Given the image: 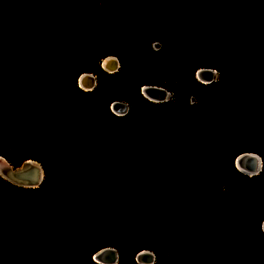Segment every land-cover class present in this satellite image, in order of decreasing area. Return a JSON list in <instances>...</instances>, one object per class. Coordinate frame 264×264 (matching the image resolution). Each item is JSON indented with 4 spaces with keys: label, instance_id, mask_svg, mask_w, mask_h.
<instances>
[{
    "label": "trees",
    "instance_id": "trees-1",
    "mask_svg": "<svg viewBox=\"0 0 264 264\" xmlns=\"http://www.w3.org/2000/svg\"><path fill=\"white\" fill-rule=\"evenodd\" d=\"M108 56L118 73L101 69ZM200 69L219 79L200 83ZM84 73L95 90L78 87ZM144 86L175 100L152 103ZM117 101L132 105L126 116ZM243 153L264 159V0H0V156L45 171L37 189L0 177V264H96L103 248L122 252L118 264L142 250L155 264H261L262 243L211 242L189 214L204 202L214 224L237 222L238 198L223 191L240 177L259 183L245 194L262 201L252 217L264 237V169L240 173ZM108 166L116 184L101 200Z\"/></svg>",
    "mask_w": 264,
    "mask_h": 264
},
{
    "label": "rangeland",
    "instance_id": "rangeland-1",
    "mask_svg": "<svg viewBox=\"0 0 264 264\" xmlns=\"http://www.w3.org/2000/svg\"><path fill=\"white\" fill-rule=\"evenodd\" d=\"M155 48H156V50H158L160 48V46L158 44H155ZM70 57L73 59H76L74 57V54H72V53L70 54ZM213 71L215 72L214 78H215V82H216L219 79V73L215 70H213ZM107 73L110 74V72H107ZM89 74L93 75L95 77V82H97V76L94 73H89ZM164 89H166V91L169 93V100L166 103H169V102H172L173 100H175L174 93L167 88H164ZM88 90H90V89H88ZM200 99H201V96H196V97L192 98L190 106L196 107L198 104V100H200ZM123 103L126 105V109L129 113L131 108H132V105L129 104L128 102H123ZM211 134L212 133L208 132V133L201 135V140H204L205 137L209 139ZM218 135H219V137L221 136V134H218ZM248 146H249V142L243 141V142L239 143L238 146H236V149H237V151H240V150H242ZM261 158H262V160H264L263 157H261ZM6 161L11 166H13L14 168H19L22 166L21 165L19 167H16L8 159H6ZM36 162L41 165V163L39 161H36ZM42 168H43V166H42ZM263 169H264V161H263ZM43 170H44V168H43ZM114 171H115V169L112 167H109V166L104 167V172L106 173V175L103 178H97L95 180L96 181L95 192L97 193L96 196L99 197V199H101V200L109 199L111 196L110 191L108 190L109 188L107 187V185L116 184V173ZM44 174H45V171H44ZM251 178L252 177H249V179H251ZM3 181L8 183L5 180H3ZM229 182H230V186L228 188H226L223 191V193L226 195H229L230 197H232V195L234 194L235 201L238 198V206L240 207V211L236 217L237 222L231 224L228 221V219H226L225 220L226 226H224V224L221 220L222 217H220L219 222H215V224H214L213 219L209 216L208 210L204 206L205 203L202 202V203L198 204L195 209H192L189 212V214L193 218V220H192L193 224L199 228L207 226L210 229L209 235L211 234V236H210L211 242H215L216 238L218 236L219 237L221 236V241H222V243H224V245L226 247H229V245L231 243H242V244L262 243V247L264 249V237L259 236V231L256 230V226H255V219L252 217L253 212L255 211L256 207H258V203H259V207H260L262 204L261 203L262 201L257 202L255 200V202H251V200L247 199V196L245 194V192L251 191L254 187H257V185H259V183H249L240 177H233L229 180ZM10 185L15 186L13 184H10ZM15 187H17V186H15ZM17 188H19V187H17ZM21 189H23V188H21ZM235 191H238V193H235ZM237 194H241V195L237 196ZM242 210H244V211L242 212ZM250 217H252L251 221H250ZM27 221H28V225H29L28 227H33V228L39 229V226H37L35 224L38 222V220L35 217L33 219L26 220V222ZM129 228H131V226L127 225V228H125V230H128ZM260 231H261V234L264 236V222L261 225ZM255 238H257V239H255ZM113 249H115V248H113ZM117 251H118V253L120 252L119 255L121 256L122 252L120 250H117ZM150 252L154 253L153 251H150ZM228 262L229 261H226L225 263L228 264ZM220 263H221V261L218 259H215V256L214 257L213 256H207L206 258L203 259V261L197 262V264H220ZM261 264H264V262H262Z\"/></svg>",
    "mask_w": 264,
    "mask_h": 264
},
{
    "label": "water",
    "instance_id": "water-1",
    "mask_svg": "<svg viewBox=\"0 0 264 264\" xmlns=\"http://www.w3.org/2000/svg\"><path fill=\"white\" fill-rule=\"evenodd\" d=\"M115 59L116 61L112 60ZM113 63L116 65L114 71L110 74L117 73L120 68V61L117 57L108 56L100 61V67L105 72H108L105 68V63L107 62ZM111 60V61H109ZM108 63V64H109ZM215 72L211 69H200L196 73V79L204 84V85H211L215 82L214 78ZM85 81H91L92 85H89V92L95 90L97 87V82H95V77L90 75L89 73H84L79 76L78 78V87L84 91L83 83ZM88 92V91H86ZM142 96L147 99L148 101L155 103V104H163L168 102L169 100V93L166 89L157 86H144L141 89ZM111 111L119 117H124L128 114L126 109V105L123 102H114L111 106ZM119 113V114H118ZM258 155V154H256ZM255 153H243L237 156L234 160L235 168L242 174L249 176V177H256L259 176L263 171V160H261V166L256 159ZM0 159L5 160V158L0 156ZM262 159V158H261ZM32 162H36L33 160L26 161L22 164L19 168H14L7 162V166L4 169H0V177L7 181L10 184H13L19 188L23 189H37L41 187L44 182L45 174L42 166L43 177L39 179V175L35 172V166L32 165ZM245 170V171H244ZM120 260V255L116 249L113 248H103L97 251L93 255V261L96 264H118ZM137 264H155L156 262V255L149 250H142L140 251L135 258Z\"/></svg>",
    "mask_w": 264,
    "mask_h": 264
},
{
    "label": "bare ground",
    "instance_id": "bare-ground-1",
    "mask_svg": "<svg viewBox=\"0 0 264 264\" xmlns=\"http://www.w3.org/2000/svg\"><path fill=\"white\" fill-rule=\"evenodd\" d=\"M112 60L116 61L115 59H112ZM109 61H111V60H109ZM108 63L109 62L107 60V62L105 63V68H106V70L108 72L112 73L114 71V69L116 68V65L113 64V63H111V62L109 64ZM82 85H83V88L86 91H89L88 90L89 89L88 87H89V85H92V83H91V81L90 82L89 81H85ZM256 156L257 157H256L255 160H257L258 163H259V166H261V160L262 159H261V157L259 155H256ZM32 165L35 166V172H37V175H39V179H41L43 177V171H42V168L40 167V164L37 163V162H32ZM6 166H7V162H5V160L0 159V169H4Z\"/></svg>",
    "mask_w": 264,
    "mask_h": 264
}]
</instances>
